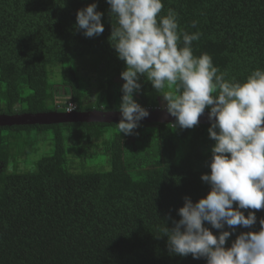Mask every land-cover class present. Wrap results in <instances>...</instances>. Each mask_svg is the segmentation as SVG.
Listing matches in <instances>:
<instances>
[{"label": "trees", "instance_id": "1", "mask_svg": "<svg viewBox=\"0 0 264 264\" xmlns=\"http://www.w3.org/2000/svg\"><path fill=\"white\" fill-rule=\"evenodd\" d=\"M94 2L104 31L86 37L76 14ZM161 2L160 16L172 9L179 33H199L193 55L211 56L226 80L264 71V0ZM112 25L107 0H0V115L66 112L69 103L77 112H120L126 65L109 41ZM138 83L134 100L163 110L152 84ZM173 125L138 124L131 135L117 123L0 126V264H207L171 253L163 229L180 219L185 197L195 203L210 191L201 176L210 174L215 142L210 125ZM44 142L51 153L40 157ZM99 152L108 170L84 163ZM255 216L251 228L225 225V247L259 231L264 209Z\"/></svg>", "mask_w": 264, "mask_h": 264}, {"label": "clouds", "instance_id": "2", "mask_svg": "<svg viewBox=\"0 0 264 264\" xmlns=\"http://www.w3.org/2000/svg\"><path fill=\"white\" fill-rule=\"evenodd\" d=\"M117 17L109 41L126 67L121 72L123 95L118 131L131 135L138 121L149 115L133 98L143 76L162 96L168 114L182 129L199 124L208 111L211 147L210 174L201 179L210 185L206 197L193 203L185 197L174 227L163 229L171 253L207 264H264V218L259 231L241 232L225 247L236 227L251 228L255 211L264 209V71H253L243 82H229L213 66L208 54L193 55L191 44L199 33L178 32L176 13L161 0H107ZM91 3L76 14L77 27L86 37L103 33L102 13ZM195 21L193 22V27ZM182 36L183 46H180ZM74 110L70 105L68 111ZM67 112V111H66ZM234 204L237 207H234ZM243 210H251L245 216ZM221 230L219 235L204 226Z\"/></svg>", "mask_w": 264, "mask_h": 264}, {"label": "water", "instance_id": "3", "mask_svg": "<svg viewBox=\"0 0 264 264\" xmlns=\"http://www.w3.org/2000/svg\"><path fill=\"white\" fill-rule=\"evenodd\" d=\"M149 115L138 121V124L145 123H171L176 124V118L167 113L166 110L148 109ZM120 112H105L92 110L88 112H47L40 114H23V115H0V126L16 125H50L59 123H118L121 120ZM199 124L210 125L208 113L205 112L199 118Z\"/></svg>", "mask_w": 264, "mask_h": 264}, {"label": "rangeland", "instance_id": "4", "mask_svg": "<svg viewBox=\"0 0 264 264\" xmlns=\"http://www.w3.org/2000/svg\"><path fill=\"white\" fill-rule=\"evenodd\" d=\"M58 77L59 76H55V79L54 80H58ZM59 79H60V77H59ZM59 90H60V96L61 97H59V100H61V98H63L62 96H63V89L60 87L59 88ZM152 95H154L155 96V98H159V104H160V108H162L163 110H165V102L163 101V98H162V96H160L157 92H156V90L154 89L153 90V92H152ZM92 99V98H91ZM62 100H64V99H62ZM41 143V142H40ZM48 146L49 147V143L48 142H44V144H42V145H40V149H41V151H40V153H39V156L41 157V156H43V155H45V154H49V153H51V149L49 148V149H46L47 147L46 146ZM43 148H45V149H43ZM73 151V153H75L74 152V150H72ZM69 152V151H68ZM69 153H71V152H69ZM72 153V154H73ZM93 154V153H92ZM76 155V159H77V164L78 165H80V163L82 162L83 163V161H81L79 158H80V156L76 153L75 154ZM96 155V156H95ZM95 155H93L92 156V158H91V160H87V161H84V163H86L87 162V167L89 168V169H91V170H108L109 169V164H108V159H107V156H106V154H104V153H102V152H99V153H95ZM39 156H36L35 158H37V157H39ZM39 157V158H40Z\"/></svg>", "mask_w": 264, "mask_h": 264}, {"label": "built area", "instance_id": "5", "mask_svg": "<svg viewBox=\"0 0 264 264\" xmlns=\"http://www.w3.org/2000/svg\"><path fill=\"white\" fill-rule=\"evenodd\" d=\"M70 105H74V110H73V111H71V112H69V111H68V109H69V106H70ZM66 111H67L68 113L75 112V111H76V106H75V104H74V103H69V104H68V106H67V109H66Z\"/></svg>", "mask_w": 264, "mask_h": 264}]
</instances>
